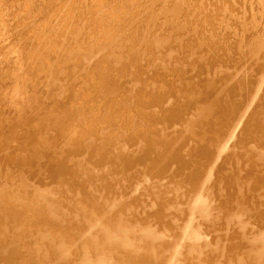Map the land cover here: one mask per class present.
Segmentation results:
<instances>
[{
    "label": "bare ground",
    "instance_id": "bare-ground-1",
    "mask_svg": "<svg viewBox=\"0 0 264 264\" xmlns=\"http://www.w3.org/2000/svg\"><path fill=\"white\" fill-rule=\"evenodd\" d=\"M0 264H264V0H0Z\"/></svg>",
    "mask_w": 264,
    "mask_h": 264
}]
</instances>
